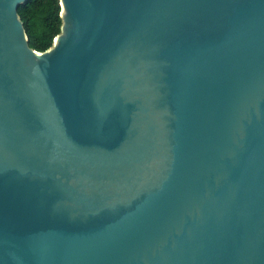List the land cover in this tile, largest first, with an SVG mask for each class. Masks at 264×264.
Wrapping results in <instances>:
<instances>
[{
	"label": "water",
	"instance_id": "1",
	"mask_svg": "<svg viewBox=\"0 0 264 264\" xmlns=\"http://www.w3.org/2000/svg\"><path fill=\"white\" fill-rule=\"evenodd\" d=\"M0 0V264H264V0Z\"/></svg>",
	"mask_w": 264,
	"mask_h": 264
},
{
	"label": "trees",
	"instance_id": "2",
	"mask_svg": "<svg viewBox=\"0 0 264 264\" xmlns=\"http://www.w3.org/2000/svg\"><path fill=\"white\" fill-rule=\"evenodd\" d=\"M29 46L36 51L48 49L60 31L58 0H27L17 8Z\"/></svg>",
	"mask_w": 264,
	"mask_h": 264
}]
</instances>
